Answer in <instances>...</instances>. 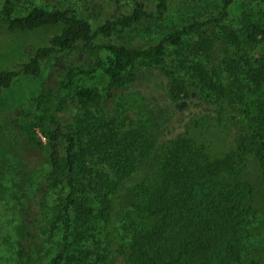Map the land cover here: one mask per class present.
I'll return each instance as SVG.
<instances>
[{"label": "trees", "instance_id": "1", "mask_svg": "<svg viewBox=\"0 0 264 264\" xmlns=\"http://www.w3.org/2000/svg\"><path fill=\"white\" fill-rule=\"evenodd\" d=\"M188 1L52 0L17 13L13 2L4 0L0 25L9 33L59 24L62 28L26 62L0 70V95L18 76L39 75L48 57L63 52L85 56V61L70 62L53 85H43L31 98L35 110L26 116L29 144L47 148L49 170L43 189L24 210L16 264H115L105 257L88 261L89 250L80 241L94 219H106L111 213L112 196L105 189L118 188L141 166L145 174L130 188L121 212L130 237L123 262L116 264L251 260L246 239L258 208L253 202L255 186L243 168L252 159L264 173V0L246 1L236 29L227 26L235 0H199L198 14L183 19L156 43L136 46L115 40L143 21L164 20L174 5L187 10ZM220 29L223 36L217 37L215 31ZM209 34L214 37L201 45L203 57L190 65L181 62L175 70L163 67L165 58L172 50L178 53L185 39ZM151 63L162 65L169 99L176 102L196 94L208 104V111H199L200 115H215L236 132L235 148L215 155L189 129L160 138L155 128L142 130L134 120L127 123L128 116L119 122L106 118L103 133L90 139L86 149L81 146L62 115L72 98L90 103L99 93L80 86V77L101 68L112 87L123 86L132 67ZM192 116L184 117L188 125L195 123ZM198 124H204L201 117ZM60 184L65 194L49 214L45 190ZM101 190L104 193L97 195ZM55 232L61 237L59 248L45 262L44 243Z\"/></svg>", "mask_w": 264, "mask_h": 264}, {"label": "rangeland", "instance_id": "2", "mask_svg": "<svg viewBox=\"0 0 264 264\" xmlns=\"http://www.w3.org/2000/svg\"><path fill=\"white\" fill-rule=\"evenodd\" d=\"M11 1L17 13L25 12L32 4L48 5L52 2ZM246 1L235 0L231 20L227 25L229 29L240 26L239 21ZM3 4L4 0H0V9ZM184 5L188 6L187 10L181 11L174 5L164 20L143 21L115 40L136 46L156 43L163 34L183 22V19L196 16L201 2L190 0ZM61 28L62 25L59 24L25 33H9L0 25V70L17 68L26 62L37 47L47 44ZM215 34L217 37L223 36L221 29L215 31ZM213 37L214 34L188 37L179 47L178 53L172 50L165 58L163 67L175 70L181 62L190 65V62L203 57L204 49L201 45ZM102 54L106 55L105 52ZM78 61H85L83 53L63 52L48 57L42 61L39 75L18 76L0 95V264H16L21 239L18 228L24 222V210L31 200L35 201L38 191L43 189V180L49 170L47 148L29 144L31 134L26 127V116L35 110L31 98L43 85H53L70 62ZM162 65L151 63L147 66L132 67L123 86L112 87L101 68L80 77L78 84L96 88L99 96L90 103L72 98L62 117L65 122L72 124L84 149L89 145L90 139L103 133L102 123L106 118L110 117L119 122L123 121L125 116H128L127 123L134 120L139 129L155 128L160 138L174 137L189 129V132L196 134L215 155L235 148L236 132L215 115H200L199 111H208V104L197 98L196 94L176 102L169 99L165 88L167 76L162 70ZM222 78L226 81V75H222ZM192 114V119H196L195 123L188 125L184 117ZM200 117L203 119V125L198 124ZM36 132L45 143L41 132ZM145 170L141 166L137 172L126 177L118 188L111 186L105 189L112 196L111 213L106 219H94L90 230L80 241L81 246L89 250L88 261L105 257L107 261L115 264L123 262L130 233L122 225L121 212L128 201L130 188L141 180ZM243 173L255 186L256 195L253 202L258 208V217L250 227L246 239L247 257L251 258L247 263L264 264V173L252 159L246 161ZM65 191L62 184L45 190L49 214L54 212ZM100 193L104 191L97 192V195ZM94 205L97 208L100 206L98 202ZM53 234L44 243L42 255L45 262L49 261L59 248L60 234Z\"/></svg>", "mask_w": 264, "mask_h": 264}]
</instances>
